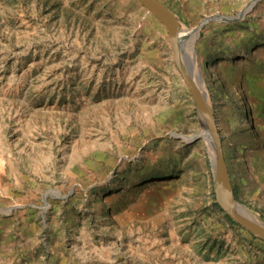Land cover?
Returning <instances> with one entry per match:
<instances>
[{"label":"rangeland","instance_id":"374dc122","mask_svg":"<svg viewBox=\"0 0 264 264\" xmlns=\"http://www.w3.org/2000/svg\"><path fill=\"white\" fill-rule=\"evenodd\" d=\"M159 1L264 222V0ZM215 146L136 0H0V264H264L216 203Z\"/></svg>","mask_w":264,"mask_h":264},{"label":"water","instance_id":"95a60500","mask_svg":"<svg viewBox=\"0 0 264 264\" xmlns=\"http://www.w3.org/2000/svg\"><path fill=\"white\" fill-rule=\"evenodd\" d=\"M136 1L165 27L170 41L173 59L179 73L181 74L184 82L189 89L195 107L199 112L203 111L205 112V114H207L208 112L206 111L207 108L205 107V101L201 99L199 90L191 81L190 77L187 75L181 64L180 46L178 39V18L159 0ZM206 20L208 19H205V21ZM202 24L203 23L199 25V28ZM208 111L209 115H207L209 116L211 131L213 136L216 138L215 156L211 157V165L214 174L213 188L216 197V203L235 223H237L252 235L264 240V222H260L255 218L252 220L249 219L245 215L246 213L242 210L245 209L244 206L240 204L234 196L227 166L221 149V139L216 129L211 109L209 108Z\"/></svg>","mask_w":264,"mask_h":264},{"label":"bare ground","instance_id":"6f19581e","mask_svg":"<svg viewBox=\"0 0 264 264\" xmlns=\"http://www.w3.org/2000/svg\"><path fill=\"white\" fill-rule=\"evenodd\" d=\"M178 30H179V28H178ZM183 31L186 32L185 29H184ZM184 32H183V33H184ZM182 67H183V66H182ZM183 69H184V68H183ZM199 93H200V92H199ZM199 95H201V93H200ZM200 97H201V99H203L202 96H200ZM205 107L207 108L206 105H205ZM206 111L208 112L207 114L209 115L208 108L206 109ZM202 112H203V111H202ZM203 113L205 114V112H203ZM207 114H205V115H206V117H207V119H208V123H209V127H210L209 116H208ZM210 132H211V135H213V134H212V131H211V127H210ZM213 137H214V136H213ZM214 139H215V142H216V138H215V137H214ZM208 141H209V148H210V150H211V148H212V147H211V146H212V139L209 138ZM214 156H215V154H214ZM243 211H244V210H243ZM246 215H247V214H246ZM248 215H249V214H248ZM249 218H250V217H249Z\"/></svg>","mask_w":264,"mask_h":264}]
</instances>
